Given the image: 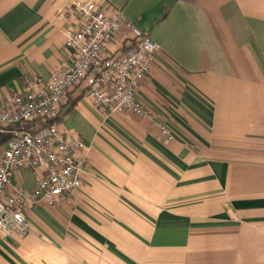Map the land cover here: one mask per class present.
Segmentation results:
<instances>
[{"label": "crops", "instance_id": "crops-1", "mask_svg": "<svg viewBox=\"0 0 264 264\" xmlns=\"http://www.w3.org/2000/svg\"><path fill=\"white\" fill-rule=\"evenodd\" d=\"M79 1L160 47L139 92L149 115L72 88L58 124L86 144L83 185L28 203L24 236L0 229V264H264V0ZM72 2L0 0V101L75 59ZM44 172L21 166L11 190Z\"/></svg>", "mask_w": 264, "mask_h": 264}, {"label": "built area", "instance_id": "built-area-1", "mask_svg": "<svg viewBox=\"0 0 264 264\" xmlns=\"http://www.w3.org/2000/svg\"><path fill=\"white\" fill-rule=\"evenodd\" d=\"M72 7L80 23L67 27L64 34L65 46L74 52L75 59L49 80L29 77L24 91L2 99L1 132L12 124L37 118L56 121L68 92L79 85L101 108L149 115L139 92L158 56V44L120 9L110 11L99 3L79 0H73ZM159 129L167 139H173L166 124H160ZM85 147L79 136L65 134L57 122L35 131H13L0 158V229L6 236L28 232V203L44 200L53 205L59 197L82 187L84 158L79 152ZM23 165L45 172L32 191L22 186L11 190L12 180Z\"/></svg>", "mask_w": 264, "mask_h": 264}, {"label": "trees", "instance_id": "trees-1", "mask_svg": "<svg viewBox=\"0 0 264 264\" xmlns=\"http://www.w3.org/2000/svg\"><path fill=\"white\" fill-rule=\"evenodd\" d=\"M58 119L56 121H51V120H45L43 118H37L31 121H24V122H18L16 124H12L8 126L7 128L8 130L6 132L0 131V146L6 145L9 142V140L13 137V131L15 129L35 131L37 127L47 126L55 122L59 123Z\"/></svg>", "mask_w": 264, "mask_h": 264}]
</instances>
